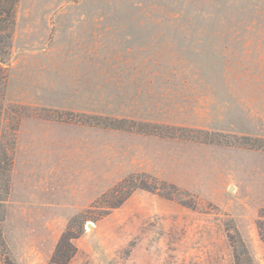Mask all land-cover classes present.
I'll list each match as a JSON object with an SVG mask.
<instances>
[{"label":"rangeland","instance_id":"374dc122","mask_svg":"<svg viewBox=\"0 0 264 264\" xmlns=\"http://www.w3.org/2000/svg\"><path fill=\"white\" fill-rule=\"evenodd\" d=\"M9 31L0 264L76 216L69 264H235V230L264 264V0H19ZM131 176L157 191L97 219Z\"/></svg>","mask_w":264,"mask_h":264},{"label":"trees","instance_id":"16d2710c","mask_svg":"<svg viewBox=\"0 0 264 264\" xmlns=\"http://www.w3.org/2000/svg\"><path fill=\"white\" fill-rule=\"evenodd\" d=\"M19 0H0V64L4 62V53L5 49H3V45L6 43H10L11 34L10 31L15 23V14H16V6L18 4ZM4 43V44H1ZM5 44V45H6ZM5 82H6V74L5 77L0 76V104L2 99H4V90H5ZM0 112H1V106H0ZM93 119L96 121L98 117H93ZM62 120V118L60 119ZM107 120V119H104ZM103 120V121H104ZM76 121V120H75ZM78 123L80 121L77 120ZM99 123V122H97ZM95 124V123H94ZM99 125V124H97ZM107 125L110 127V124H103V126ZM13 135L12 138L9 140L12 145L14 146V134L15 130L12 131ZM1 135L3 138H6V134L1 131ZM9 137H11L9 135ZM244 139L248 140L250 138L244 137ZM7 141L4 143L0 139V225L1 222L4 220L5 217V203L9 196V190H10V183H11V171H12V165H13V148L9 147V150L7 149ZM256 141V140H254ZM215 143L220 144L221 141L217 140ZM256 146L253 144H250L248 148L255 149ZM134 177L131 176L129 178H126L122 180L121 182L117 183L115 186H113L109 192L103 193L99 201L105 200L108 197H113L116 199L115 203L110 204V206L105 211H101L98 215L97 219H101L105 216H107L110 212V210L120 207L124 201L131 195V193L137 189L146 190L151 193H155L157 191V188H149L144 186L143 183H137L134 179ZM166 198H170L167 196V194L163 195ZM187 205V204H185ZM261 241L264 243V221H259L257 223ZM82 226L81 222L78 220V216L73 217L69 221V225L67 226V229L62 233L60 236L58 242L56 243L53 252L50 256V259L48 261V264H69L70 261L73 259L75 254L77 253V248L73 244V240L76 239L81 234ZM236 237L233 235H228L229 240L231 242V246L233 249V260L235 264H240L241 262V255L242 253L246 254V258L244 260V264H253L250 256L247 253V250L245 248L244 242L242 238L239 236V233L237 230ZM236 238V239H235ZM237 245V246H236ZM5 251V242L2 237L1 229H0V256ZM246 262V263H245Z\"/></svg>","mask_w":264,"mask_h":264},{"label":"crops","instance_id":"0c3cea01","mask_svg":"<svg viewBox=\"0 0 264 264\" xmlns=\"http://www.w3.org/2000/svg\"><path fill=\"white\" fill-rule=\"evenodd\" d=\"M44 242H46V240H43ZM58 240H53L52 243V247L47 255V259L45 262H43V264H48V261L50 259V256L53 252L54 249V245L57 243ZM43 254V253H42ZM41 254V252L39 251V249L37 248H32V249H27V251L22 252L21 254H19L18 259H17V263L18 264H39V260L40 259H44V256Z\"/></svg>","mask_w":264,"mask_h":264},{"label":"water","instance_id":"95a60500","mask_svg":"<svg viewBox=\"0 0 264 264\" xmlns=\"http://www.w3.org/2000/svg\"><path fill=\"white\" fill-rule=\"evenodd\" d=\"M230 190H231V188H230ZM91 226H92V224H91V223L87 224V227H89V228H90Z\"/></svg>","mask_w":264,"mask_h":264}]
</instances>
